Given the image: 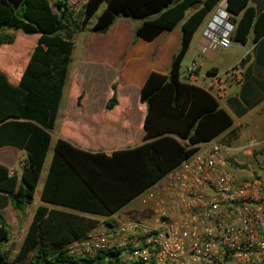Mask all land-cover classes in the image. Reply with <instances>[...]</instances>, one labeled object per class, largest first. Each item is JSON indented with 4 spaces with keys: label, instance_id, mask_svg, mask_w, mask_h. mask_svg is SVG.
Instances as JSON below:
<instances>
[{
    "label": "trees",
    "instance_id": "16d2710c",
    "mask_svg": "<svg viewBox=\"0 0 264 264\" xmlns=\"http://www.w3.org/2000/svg\"><path fill=\"white\" fill-rule=\"evenodd\" d=\"M221 0H106L91 31L102 33L116 17L144 19L134 35L151 40L163 30L180 27V42L168 71H151L142 83L139 102L145 105L143 139L131 148L110 154L81 149L57 137L38 193V203L9 259L3 243L10 228L2 209L7 205L22 215L32 201L50 142L56 110L73 49L66 0H0V45H14L9 56L0 54V146L25 152L17 173L0 164V264H124L119 250H97L82 256L69 255L65 246L86 231L99 228L94 216H108L145 191L176 166L194 148L214 139L230 127L232 119L206 89L187 82L180 64L192 35L206 14ZM102 0H85L81 25L92 17ZM194 10L184 17L189 7ZM232 29L230 42H255L264 34V10L255 14L249 0H226ZM6 29L34 34L30 45ZM64 30V32H62ZM18 45H15L17 44ZM243 60V59H242ZM241 60V61H242ZM11 69L17 80H8L1 67ZM210 68L207 73H215ZM80 95L75 98L78 104ZM117 101L114 84L105 106ZM235 130L217 138L230 145ZM62 207V208H61ZM70 208L78 212L67 211ZM105 228L115 222L105 220Z\"/></svg>",
    "mask_w": 264,
    "mask_h": 264
},
{
    "label": "crops",
    "instance_id": "0c3cea01",
    "mask_svg": "<svg viewBox=\"0 0 264 264\" xmlns=\"http://www.w3.org/2000/svg\"><path fill=\"white\" fill-rule=\"evenodd\" d=\"M48 1L51 4L54 0ZM66 2V14L69 22L63 21V23L72 32L71 60L75 48V36L78 32H83L84 25H81V20L85 0H66ZM195 7L186 9L184 17L190 14ZM154 16L149 15L145 18L119 16L102 33L90 30L95 18L87 26L82 38L78 39L80 40L79 54L71 74L67 70L61 91L62 97L66 81L70 75V85L75 87L76 96L79 94L81 97L79 103L74 102L72 104L73 109L62 116V124L67 129L72 130L73 135L57 131L55 139L61 137L81 149L90 152L101 151L105 154H110L116 149L131 148L147 141L143 139L145 105L138 100L139 89L149 72L166 73L168 71L171 56L177 50L180 42L179 23L170 30H163L148 41L134 35L135 28L144 19ZM209 20L210 17L199 29L202 20L192 35L185 53L187 57L181 77L184 79L186 63L193 61L196 64L198 75V82H194V84L208 90L215 97L219 106L231 117L230 127L214 139L217 140L219 136L233 129L236 136L231 141L230 147L236 140L245 138L244 136H246L247 142L254 139V136H259L260 138L255 140L257 144L262 143L264 141V34L255 42H251L249 39L245 44L235 42L240 44L242 51L230 60H226L219 68L220 65L217 63L215 55L220 48L203 50V46L208 43V37L203 31ZM219 22V18H214L211 21V24L218 26L217 31L221 25ZM9 31L14 30L6 29L4 32L12 35ZM81 62L93 64V66L87 70L86 68L80 70ZM236 62L237 64H235ZM232 66H236L238 69L237 79L229 78L226 75L225 80L220 79V71L227 70ZM210 68H215L216 72L207 73ZM1 69L10 82H16L17 75L15 76L11 69L6 66L1 67ZM84 71L85 73H83ZM111 84H114L117 101L111 108H106L105 98L110 93ZM99 85L105 88L101 94L98 91ZM60 101L56 110V118ZM56 118L50 136L55 129ZM244 152L249 153L250 151L247 149ZM24 157L25 152L23 150L10 145L0 146V164L6 166L9 171H17L15 164L19 158ZM246 178L249 177L244 175L238 180ZM38 203H40L39 198ZM9 207L10 205L4 207L2 213ZM63 209L78 212L70 208ZM147 209L153 221L154 216L151 209L148 207ZM110 215L94 217L103 221H112L108 218Z\"/></svg>",
    "mask_w": 264,
    "mask_h": 264
},
{
    "label": "built area",
    "instance_id": "2783aa9c",
    "mask_svg": "<svg viewBox=\"0 0 264 264\" xmlns=\"http://www.w3.org/2000/svg\"><path fill=\"white\" fill-rule=\"evenodd\" d=\"M221 3L203 31L208 37L203 50L230 45L232 24ZM214 18L220 19L218 31L211 24ZM238 75L236 66L226 70L229 78ZM184 80L198 82L193 61L185 65ZM256 144L250 139L244 148ZM192 146L146 189L145 198L153 203L150 225L120 221L108 229L93 228L66 244V252L82 256L119 250L127 264H264V184L231 173L230 146L216 139Z\"/></svg>",
    "mask_w": 264,
    "mask_h": 264
},
{
    "label": "rangeland",
    "instance_id": "374dc122",
    "mask_svg": "<svg viewBox=\"0 0 264 264\" xmlns=\"http://www.w3.org/2000/svg\"><path fill=\"white\" fill-rule=\"evenodd\" d=\"M105 2L106 0H102L97 10L95 11V13L83 26V32L82 33L78 32L77 36H75L76 37L74 40L75 48L73 50L72 59L70 60V63H69V69H68L69 74H71L73 66L76 63L75 61L77 60V56L79 54V50H80L79 41L80 40L78 39L82 38L85 29L87 28L88 25H90L93 22L95 16L105 6ZM221 2L222 0L219 1L218 4H220ZM218 4L208 12V14L203 19V22L199 26V29H201L204 26L206 19L209 18L215 12V10L219 6ZM9 32L13 36L16 34V37H18L17 40H20V38H23V40L25 39L28 45H30L34 41V34H23L20 30H17V29L14 31H9ZM15 45H18V43ZM13 47L15 46L10 45V44L0 45V54L3 57L7 55L9 56L14 51ZM241 51L242 49L240 47V44L235 43V42H230V45L226 48H220V50L217 51L215 55V59L216 61H218L217 63L220 65L219 68L221 67V65L225 63L226 60H230L234 55H236L238 52H241ZM186 57L187 55H185L181 61L180 75L182 73ZM235 64H237V62ZM90 66H93V64H89V63L84 64L81 62L80 70H82L83 68H86L87 70ZM83 73H85V71ZM225 75H226V70L220 71L219 73L220 79L225 80ZM98 91L101 94L102 92L105 91V88L99 85ZM75 98H76L75 87L70 85V75H69V78L66 81L65 88L62 93L60 107H59V111H58L57 118H56L57 119L56 126H55V129L53 130V133H51V136H50L49 146H48L46 156H45V159L42 165V169L39 175V179L36 185L33 199L26 206L24 213L22 215H18V213H16L11 207H9L3 213L4 218L8 222L9 228H10L9 238L5 243H3V250L7 251L9 259H11L15 255L18 249L21 237L32 216L33 210L35 206L37 205L39 189H40V186L43 180V176L46 170L49 157L51 155L52 145L55 140L56 132L57 131L66 132V133H71L73 135L72 130H69L63 126L62 116L70 112L71 109H73L72 104L75 102ZM244 137L246 138V136ZM245 138H240L234 142L233 146L231 147L232 155L227 159V166L229 170L231 171V173L236 178L239 177L237 179H240V177H243L244 175L246 177H256L264 184V141L255 146L246 147L245 149L244 147L245 145H247V141L245 140ZM259 138H260L259 136H254V139L256 140H258ZM247 149L250 151L249 153L244 152ZM22 160L23 158H19V160L15 164L17 173L19 172L21 168ZM20 163L21 165H19ZM146 192L147 190H145L144 192L138 194L137 196L129 200L122 207H120L113 214H111L108 218L112 219V221L115 223H117V221H123V222L129 221V222H136L140 224L150 225L152 222V219H151L150 213L148 212L147 207L151 209V213L153 214L152 212L153 203L152 201H148L145 198ZM143 199L145 200V202L142 201ZM98 221H99V228L105 229V226L102 223L103 220L98 219ZM119 258L124 264H127V260L125 259L126 257L124 254L121 253Z\"/></svg>",
    "mask_w": 264,
    "mask_h": 264
},
{
    "label": "water",
    "instance_id": "95a60500",
    "mask_svg": "<svg viewBox=\"0 0 264 264\" xmlns=\"http://www.w3.org/2000/svg\"><path fill=\"white\" fill-rule=\"evenodd\" d=\"M222 1L224 3V8H225L226 0H222ZM249 2L254 5L255 14H258L259 12L264 10V0H249ZM225 11L228 12L226 9Z\"/></svg>",
    "mask_w": 264,
    "mask_h": 264
},
{
    "label": "bare ground",
    "instance_id": "6f19581e",
    "mask_svg": "<svg viewBox=\"0 0 264 264\" xmlns=\"http://www.w3.org/2000/svg\"><path fill=\"white\" fill-rule=\"evenodd\" d=\"M222 5H223V3H222Z\"/></svg>",
    "mask_w": 264,
    "mask_h": 264
}]
</instances>
